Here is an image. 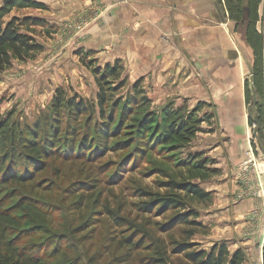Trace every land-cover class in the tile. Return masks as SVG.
<instances>
[{
    "label": "rangeland",
    "instance_id": "obj_1",
    "mask_svg": "<svg viewBox=\"0 0 264 264\" xmlns=\"http://www.w3.org/2000/svg\"><path fill=\"white\" fill-rule=\"evenodd\" d=\"M3 2L0 0V8ZM48 11H42L40 14H45V17L40 18L28 13L32 11L13 10L4 20L34 17L44 21L42 26L23 28V31L35 37L42 51L23 64L14 63L9 70L0 74V119H10V123L17 124L20 129L52 116L50 103L57 89L68 97L77 95L87 102H94L97 88L93 69L105 65L96 52L78 49L75 39L66 37L65 40V36L61 37ZM259 18L261 21L257 24V30L264 32V5L260 7ZM77 25H72L75 30ZM243 29L244 26L240 25V35ZM71 40L75 41L74 44ZM145 78L135 79L134 75L131 77L124 70L122 78L112 84L114 89L109 94L108 106L115 120L112 129L118 127V133L110 139L111 149L108 153L98 155L93 160L86 155L76 161L51 158L32 181L22 186L9 185L4 188L2 196L5 199L2 203L5 209L13 207L20 198H30L39 203L47 215L43 226L38 227L37 224L36 230L39 231L32 232V237H27L22 243L40 245L52 252V264L75 261L79 264H148L159 257L157 252L167 254L165 257L169 261L179 264L183 262V257L169 254L175 243L188 240L199 244L200 249L204 250H209L214 244H226L232 252L237 245L245 255L244 264H261L264 221L259 209H255V212L251 210L242 217L240 222L243 223H238L236 219L234 221L231 216L223 220L227 232L224 238L227 240L221 241L213 238H217L218 233L211 226L213 223H207L203 212L214 204L212 193V198L206 203L185 198L189 207L199 211V218L196 219L199 226L195 228L176 225L165 231L163 227L175 212L167 211L161 215L155 209L152 212L142 210L144 204L150 202L149 196L171 193L169 183L189 181L209 192L207 190L216 187L222 175L216 169L217 175L203 182L190 181L188 169L181 164L195 153L206 157L201 149L202 135L209 131L211 124L206 120L207 112L202 104L198 109V103L195 106L187 103L173 106L183 108L184 116L197 110L195 118L200 124L188 144L175 150L176 147L161 149L155 146L148 151V137L136 134L135 128L148 118L151 110L158 114L161 125L162 120L161 109L148 105V81ZM138 80L145 97L140 99L142 95H138L139 100L135 105L129 104L127 109L120 103L131 95L132 85ZM259 104L263 106L264 121V97ZM74 124L79 129L83 125L86 127L87 119L81 116ZM262 130L264 141V124ZM252 142L255 155L264 159L253 136ZM134 157L136 159L132 160ZM257 170L264 173L263 160ZM258 192L260 190L256 184V190H251L249 194L259 199ZM22 226L36 228L26 222ZM189 231L194 232L190 239L187 236Z\"/></svg>",
    "mask_w": 264,
    "mask_h": 264
},
{
    "label": "crops",
    "instance_id": "obj_2",
    "mask_svg": "<svg viewBox=\"0 0 264 264\" xmlns=\"http://www.w3.org/2000/svg\"><path fill=\"white\" fill-rule=\"evenodd\" d=\"M43 1L55 30L65 40L75 39L78 49L96 52L105 64L119 61L135 79L145 76L154 107L205 106L211 125L202 135L201 149L212 168L222 174L216 187L207 190L214 204L203 211L218 233L213 238L227 240L223 222L227 217L243 223L242 217L259 209L264 221V173L240 170L252 150L244 96V83L251 77V54L240 25L228 19L222 1ZM26 11L34 17L45 15ZM76 24L75 30L72 25ZM256 184L259 199L249 194ZM239 248L236 245L233 251Z\"/></svg>",
    "mask_w": 264,
    "mask_h": 264
},
{
    "label": "trees",
    "instance_id": "obj_3",
    "mask_svg": "<svg viewBox=\"0 0 264 264\" xmlns=\"http://www.w3.org/2000/svg\"><path fill=\"white\" fill-rule=\"evenodd\" d=\"M218 1H222L230 21L246 27L245 42L250 50L252 63L250 80L244 83L245 102L249 124L263 125V106L259 102L264 97V32L257 30V24L261 21L259 11L264 5V0ZM27 9L47 11L48 8L34 0H10L0 8V74L9 70L14 63L23 64L42 51V46L37 43L35 37L23 31V28L42 26L43 20L34 17H13L7 22L4 21L13 10ZM244 10L247 12L246 20ZM123 71L119 61L93 69L97 88L94 102H87L77 95L68 97L62 90L57 89L50 103L52 116L36 121L31 127L20 129L17 124L10 123V119H0V264H52V252L40 245L22 243V240L32 237V232L39 231L36 230L37 224L40 227L46 223L45 211L39 207V203L30 198H20L13 207L5 209L2 203L5 199L2 196L4 188L9 185L22 186L32 181L35 174L41 171L51 158L76 161L86 155L93 160L98 155L108 153L111 149L109 141L118 133V127L112 129L115 120L108 106L109 94L114 89L112 84L122 78ZM140 85V80L136 81L132 85L131 95L120 104L127 108L135 105L139 100L138 95H142L140 99H144ZM148 105H152L149 98ZM200 105L201 103L197 104V109ZM196 112L197 110H193L192 114L184 116L183 108H173L172 104H168L160 110L162 125L158 114L151 110L148 112V118L138 123L135 132L148 137V151L155 146H160L161 149H180L197 133L200 121L195 118ZM81 116L86 117L87 126H80L79 129L74 123ZM205 117L209 120L208 116ZM251 145L255 152L254 143ZM134 159L136 158H132ZM181 164L188 169L190 181L203 182L218 173V170L211 167V161L201 153L191 155ZM168 187L172 190L171 193L149 196L150 202L145 203L142 210L152 212L155 209V212L161 215L167 211L175 212L163 227L165 231L176 225L198 227L196 219L199 218V211L189 207L185 198L206 203L210 201L212 194L189 181L169 183ZM24 222L35 225L36 228H24ZM193 235L194 232L189 231L188 239ZM156 255L159 257L153 258L148 264H176L165 257L167 254L157 252ZM169 255H181L183 262L179 264L245 262L241 249L231 252L226 244H214L209 250H204L200 249L199 244L189 240L175 243ZM67 264L79 263L75 261ZM261 264H264V240Z\"/></svg>",
    "mask_w": 264,
    "mask_h": 264
},
{
    "label": "built area",
    "instance_id": "obj_4",
    "mask_svg": "<svg viewBox=\"0 0 264 264\" xmlns=\"http://www.w3.org/2000/svg\"><path fill=\"white\" fill-rule=\"evenodd\" d=\"M130 0H115L116 4H126ZM256 124H249V129L253 132L256 129ZM254 150H250L247 154V159L242 163L241 165V172H248L249 169L251 170H257V166L260 164V162L264 159L259 157V155H255Z\"/></svg>",
    "mask_w": 264,
    "mask_h": 264
},
{
    "label": "water",
    "instance_id": "obj_5",
    "mask_svg": "<svg viewBox=\"0 0 264 264\" xmlns=\"http://www.w3.org/2000/svg\"><path fill=\"white\" fill-rule=\"evenodd\" d=\"M9 1L10 0H4L3 4L5 5ZM244 12H245L244 13L245 14L244 20H246V14H247V12H246V10H244ZM245 31H246V27L244 26V29H243L244 42H245ZM245 45H246V42H245ZM256 126H257L256 129L252 132V136H253L254 140L256 141V145H257L258 150L264 156V141L262 140V137H261V134L263 133L262 125L256 124Z\"/></svg>",
    "mask_w": 264,
    "mask_h": 264
}]
</instances>
